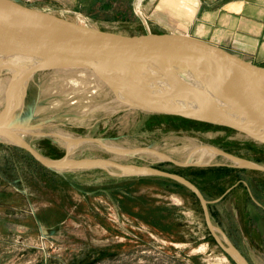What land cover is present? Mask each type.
Instances as JSON below:
<instances>
[{"label":"rangeland","instance_id":"obj_1","mask_svg":"<svg viewBox=\"0 0 264 264\" xmlns=\"http://www.w3.org/2000/svg\"><path fill=\"white\" fill-rule=\"evenodd\" d=\"M20 1L102 30L132 36L148 33L139 15L145 0H119L115 7L113 0ZM138 2L140 8L135 6ZM81 70L38 72L26 90L15 95L6 121L14 129L27 130L26 140L43 157L108 159L190 174L191 168L208 162L237 164L234 159L252 161L256 155L252 162L259 169L243 178L254 196L264 188L263 143L220 124L121 105L101 78ZM12 77L9 69L0 68V111ZM63 136L76 143L66 144ZM250 144L262 149L258 157L246 147ZM211 147L222 154L197 159L195 152ZM10 188L32 193L28 207L36 213L37 229H15L0 236V260L6 264H22L40 254L88 260L99 254L105 258L101 264H237L214 234L225 245L227 241L233 245L249 264H264V225L259 231L236 232L243 238L236 246L234 233L224 230L209 212L212 232L195 192L174 178L125 173L113 166L50 168L1 136L0 190ZM260 202L264 204L263 197ZM254 205L248 202L240 209L258 213L261 209ZM221 217L226 223L232 216ZM243 221L239 217L237 225Z\"/></svg>","mask_w":264,"mask_h":264},{"label":"water","instance_id":"obj_2","mask_svg":"<svg viewBox=\"0 0 264 264\" xmlns=\"http://www.w3.org/2000/svg\"><path fill=\"white\" fill-rule=\"evenodd\" d=\"M0 54L16 63V73H12L5 105L0 111V136L12 133L18 139L14 144L50 168L100 165L118 167L124 171L125 168L134 167L137 168L136 173L179 180L200 198L212 232L206 199L191 181L179 174L108 159H69L66 155L55 160L40 155L26 137L14 133L12 124L6 121L15 106L16 91L19 87L26 90L38 72L87 69L101 78L115 95L120 89L134 91L154 112L177 113L227 126L264 144V66L247 61L212 42L187 35L148 32L144 36H132L106 31L34 8L20 0H0ZM130 66L144 68L158 84H165L163 92L156 94L149 89L152 79L148 74L141 75L142 78L138 80L120 72ZM182 71L197 76L190 78L181 74ZM213 83H219L221 87L217 89ZM212 91L223 95L227 102L226 109L220 107ZM179 99L206 104L207 108L210 107L211 116L194 117L184 114L179 107L160 106ZM253 103L257 109L252 106ZM247 163L248 166L257 167L256 164ZM214 236L237 264H249L233 245L228 241L225 245L216 234ZM232 247L242 257L237 256Z\"/></svg>","mask_w":264,"mask_h":264},{"label":"crops","instance_id":"obj_3","mask_svg":"<svg viewBox=\"0 0 264 264\" xmlns=\"http://www.w3.org/2000/svg\"><path fill=\"white\" fill-rule=\"evenodd\" d=\"M113 1L114 4H110L115 7L119 0ZM141 13L142 16L139 15L146 25L147 32L194 36L224 47L247 61L264 66V0H145ZM246 147L254 154L256 152L257 157L262 151L260 146L255 144ZM203 152H206V148ZM218 154L222 152L218 151ZM254 158L252 161H256ZM242 161L246 160L242 159ZM252 161L247 160L256 164ZM198 166L200 167L191 168L190 174L183 171L176 174L187 178L200 190L207 201L208 213L210 212L214 219L217 218L221 222L220 226L224 230L234 233L231 235L234 236L233 242L235 241L234 244L239 246L240 243L237 245L236 240H243V238H240L236 232L259 231L262 229L260 226L264 225L262 221L264 220V204L260 202L262 197L264 198V188L254 191L256 193L254 196L248 182L243 178L244 174L248 172L252 175V172L259 167L228 163ZM258 180L261 182L260 179ZM249 183L253 182L249 181ZM30 194L32 193L16 192L12 188L6 191L0 190L1 237L15 229L36 231V213L29 211L28 207L32 199ZM194 195L201 201L196 193ZM23 200L27 201L28 205H21ZM246 201L255 204L254 206L260 207L261 210L258 213L241 210L240 206L243 205L244 208L248 203ZM226 215L232 217H229L230 219H227L225 223V219L221 216ZM239 217L244 221L238 226ZM254 243L255 241H252V244ZM261 245H264V240ZM103 259L105 258L99 254L91 260H88V256L80 258L40 254L30 257L22 264H90L91 262L101 264L104 262ZM0 264L6 263L0 260Z\"/></svg>","mask_w":264,"mask_h":264},{"label":"bare ground","instance_id":"obj_4","mask_svg":"<svg viewBox=\"0 0 264 264\" xmlns=\"http://www.w3.org/2000/svg\"><path fill=\"white\" fill-rule=\"evenodd\" d=\"M140 15L142 16V13L139 12ZM15 61L13 59H9L8 57H5L3 55L0 54V68H7L11 71V73H16V69H15ZM119 68V67H118ZM68 70V69H67ZM81 70V69H79ZM88 72H91L89 70H85V69H82L81 70V73L84 74V75H87ZM121 73H124L126 75H132L135 77V79H141V75H147L148 73L146 72V70L142 67H137V66H130L126 69H122L120 70ZM184 74L185 76L187 77H190V78H194L196 77L197 75H194L192 72H181V74ZM83 75V76H84ZM149 77V79L151 80L149 82V89L151 91H154V93H159V92H163V87H165L166 85L165 84H162V83H157V81L155 80V78L153 79V75L151 74H148L147 75ZM6 81V80H5ZM217 82V80H216ZM104 84V83H103ZM213 85H215V87L217 86V89L220 88V84L219 83H213ZM22 88L23 87H19L18 90L16 91V93L18 91H22ZM214 94V97H215V100L218 101V104L220 105V107H224V109H226L227 107V102L226 100L224 99L223 95H220V93H216L214 91H212ZM15 93V95H16ZM161 94V93H160ZM137 93H135L134 91L132 90H125V89H120L118 90L117 92V95H116V100L121 104V105H125V106H132V107H136V108H140V109H146L149 111V109L151 108L141 97H137ZM15 98V96H14ZM116 102V101H115ZM108 105V103H107ZM101 106V105H100ZM111 106V105H110ZM160 106H163V107H171V108H180L181 112H183L184 114H188V115H191V116H194V117H210L211 116V110H210V107L206 106V104L204 103H190V102H187L185 100H182V99H179V100H176L174 102H172L171 104H160ZM252 106L254 108L257 109V106L256 104H252ZM121 107V106H120ZM86 108V107H85ZM111 109V108H110ZM114 109V108H113ZM94 110V109H93ZM259 110V109H258ZM84 111V110H83ZM95 111V110H94ZM93 111V112H94ZM111 111V110H110ZM152 111V110H151ZM171 111V110H170ZM174 111V110H173ZM154 112V111H152ZM86 113V112H85ZM92 113V112H91ZM158 113V112H156ZM173 114V113H172ZM174 114H177V113H174ZM83 119V118H82ZM24 131H27L25 129H22V128H17L15 127L14 129V133H16L17 135L21 136V137H24L25 136V133ZM28 133H30V131H28ZM52 135V134H51ZM3 136V138H5L6 140L8 141H11V142H16L18 139L12 134V133H7V134H4V135H1ZM0 136V137H1ZM63 140L66 142V144L70 145V146H73L76 142L73 141V139L69 136H63ZM79 142V141H77ZM67 145V146H68ZM195 147V146H194ZM202 147V146H201ZM73 148V147H72ZM211 150H207L206 149V152H203V153H198L196 152V156H200L198 157L197 159H200L201 161H203V159L205 158V156H208V155H213L215 153H218V151L214 148H210ZM205 150V149H204ZM71 151V150H70ZM226 155V154H224ZM159 156V155H158ZM215 156V155H214ZM166 157V156H165ZM195 157V156H194ZM231 158H234V157H231ZM193 159V158H192ZM211 159V158H210ZM230 159V158H229ZM198 160V161H200ZM234 161L237 163V164H247V162L245 161H242V160H237V159H234ZM209 163V162H208ZM207 163V164H208ZM137 171V168H134V167H128V168H125L123 172L125 173H132V172H135ZM232 251L239 257H242V255L235 249L232 247Z\"/></svg>","mask_w":264,"mask_h":264},{"label":"built area","instance_id":"obj_5","mask_svg":"<svg viewBox=\"0 0 264 264\" xmlns=\"http://www.w3.org/2000/svg\"><path fill=\"white\" fill-rule=\"evenodd\" d=\"M136 6V8L138 7V8H140V6H141V2H138V4L137 5H135ZM141 12V11H140Z\"/></svg>","mask_w":264,"mask_h":264}]
</instances>
